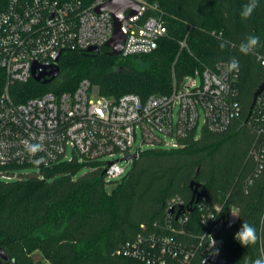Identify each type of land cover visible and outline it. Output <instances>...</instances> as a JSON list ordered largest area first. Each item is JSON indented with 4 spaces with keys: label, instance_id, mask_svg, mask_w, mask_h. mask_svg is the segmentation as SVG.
Wrapping results in <instances>:
<instances>
[{
    "label": "trees",
    "instance_id": "1",
    "mask_svg": "<svg viewBox=\"0 0 264 264\" xmlns=\"http://www.w3.org/2000/svg\"><path fill=\"white\" fill-rule=\"evenodd\" d=\"M150 1L158 3L167 27L152 52L111 56L105 46L99 54L64 50L56 78L17 82L12 97L25 101L50 90L72 91L84 78L107 97L169 93L175 81L235 58L239 114L224 130L189 135L183 147L141 151L118 180L105 178L100 161L65 160L31 172L0 164V246L10 257L0 264H41L36 251L51 264H141L120 250L139 240L148 249L152 237L160 242L169 237L183 252L193 251L189 264L202 263L212 238L215 252L225 259L221 264H252L264 257V133L251 124L258 101L253 105L254 93L264 81V0L248 19L240 15L248 0ZM9 3L0 0V12ZM250 35L260 43L241 54L240 44ZM6 82L0 66V97ZM3 174L17 175L6 179ZM193 180L198 189L191 205ZM109 182L117 185L108 190ZM172 197L182 198L185 207L169 209ZM182 216L187 219L181 221ZM244 221L259 237L247 247L234 238ZM164 257L167 264L178 262Z\"/></svg>",
    "mask_w": 264,
    "mask_h": 264
},
{
    "label": "built area",
    "instance_id": "2",
    "mask_svg": "<svg viewBox=\"0 0 264 264\" xmlns=\"http://www.w3.org/2000/svg\"><path fill=\"white\" fill-rule=\"evenodd\" d=\"M106 1L83 4L81 0H10L8 7L0 12V66L7 78L0 97L1 165L40 169L65 160L100 161L105 178L115 180L126 170V166L120 165L122 157L139 154L145 150V145L149 148L185 146L189 135L199 136L197 127L202 115L203 129L216 131L226 129L239 114L240 103L234 86L238 71L226 70L228 60L218 62L214 68L205 67L202 72L187 75L180 82L175 81L169 93L142 97L127 92L118 97H107L84 78L72 91L50 90L25 101L15 100L10 92L12 85L33 77L34 63L59 64L56 56L59 52L61 56L64 50L91 46L102 49L105 46L113 35V15L109 10L97 12L96 7ZM132 1L140 8L137 14L125 18L122 23L125 38L120 54L123 56L152 52L158 46V39L167 33L157 2ZM129 11L130 8L126 14ZM261 62L264 64V57ZM197 74L201 76L200 83L195 79ZM187 77L191 78L185 84ZM257 98L251 124L264 133V91ZM139 130L142 141L133 151ZM169 136L173 138L169 139ZM23 140L41 143L43 150L30 156ZM69 147L74 151L72 157L68 156ZM118 153L123 156L102 160L104 156ZM41 158L42 162L37 164L35 161ZM126 161L129 163L133 159ZM16 175L3 174L2 177L11 179ZM167 207L174 210L185 205L182 198L172 197ZM185 219L186 216L181 217V221ZM148 245L150 247L144 249L139 240L125 245L120 252L141 264H167L165 255L177 259L176 264H189L193 256V251L185 249L183 252L180 244L169 237L162 242L152 237ZM209 249V254L216 253L214 238Z\"/></svg>",
    "mask_w": 264,
    "mask_h": 264
},
{
    "label": "water",
    "instance_id": "3",
    "mask_svg": "<svg viewBox=\"0 0 264 264\" xmlns=\"http://www.w3.org/2000/svg\"><path fill=\"white\" fill-rule=\"evenodd\" d=\"M130 8L128 14H126V10ZM140 5L132 0H107L104 4L96 7V11L100 12L102 10H109L113 15L114 20V31L111 38L106 42L105 46L109 48L107 54L111 56L119 55L122 51L123 40L125 38V34L122 31V23L125 18L133 16L138 13ZM90 52L101 53L102 49L97 46H91L87 49ZM60 52L56 56V60L59 59ZM61 68L58 63H54L49 66L40 65L38 63H34L32 67V76L36 81L42 83H48L52 79L56 78L60 74ZM264 91V81L257 87L254 93V101L253 105L257 99V97ZM252 105V106H253ZM252 106L250 110H252ZM138 154L133 153L122 157L120 160H130L135 159ZM191 186L193 187V198L189 204H194L197 200V189L198 183L194 180L191 182ZM8 253L5 251L3 247L0 246V260L8 261L9 259ZM225 261L224 258L220 257L218 254H208L204 257L201 264H209L210 262H215L216 264H221Z\"/></svg>",
    "mask_w": 264,
    "mask_h": 264
},
{
    "label": "clouds",
    "instance_id": "4",
    "mask_svg": "<svg viewBox=\"0 0 264 264\" xmlns=\"http://www.w3.org/2000/svg\"><path fill=\"white\" fill-rule=\"evenodd\" d=\"M258 3L259 0H248V2L243 5V8L240 12L241 17L243 19H248L253 14L254 10L258 7ZM259 43L260 40L258 36L250 35L249 37H247L245 42L240 44L239 51L241 54L247 55L250 52H252L259 45ZM238 69H239V61L235 58H233L226 65V70L228 72L238 71ZM22 144L24 145L26 152L30 156H35L37 153L43 150V145L41 143H31L28 140H23ZM35 162L39 164L40 162H42V158L36 160ZM234 238L244 247L256 244L257 240L259 239L256 228L246 221L242 223L239 230L235 233ZM216 254H218V250ZM252 264H264V257L255 259L254 261H252Z\"/></svg>",
    "mask_w": 264,
    "mask_h": 264
},
{
    "label": "rangeland",
    "instance_id": "5",
    "mask_svg": "<svg viewBox=\"0 0 264 264\" xmlns=\"http://www.w3.org/2000/svg\"><path fill=\"white\" fill-rule=\"evenodd\" d=\"M191 77H187L185 80H184V83L187 84L189 82ZM194 78V77H192ZM195 79L198 83L201 82V76L200 74H197L195 76ZM177 111H178V108L175 109V116L177 117ZM203 121H204V115H202L200 117V123L198 124V127H197V134L200 136V134L202 133V130H203ZM169 139H172L173 137L172 136H169L168 137ZM141 141H142V136H141V131L139 130L137 132V139H136V142H135V147L133 148V151H136L137 147L141 144ZM149 146L145 145L144 146V149H148ZM74 155V151L72 149V147H69L68 148V156L69 157H72ZM123 155L121 154H115L114 156H104L102 158V160L106 161V160H112V159H116L118 157H122ZM120 165L121 166H126V170H125V173L121 176H125L126 174H128V172L132 169V166H133V161H129V163L126 161V160H120ZM35 170H39L37 167H24L22 168V172H31V171H35ZM84 171V170H83ZM120 177V178H121ZM118 178V179H120ZM118 179H115V180H118ZM117 185V182H109L107 184V188L108 190H111L114 186ZM35 255V259H37L41 264H51V262L46 259L45 257H43V254L39 251H36L34 253Z\"/></svg>",
    "mask_w": 264,
    "mask_h": 264
},
{
    "label": "crops",
    "instance_id": "6",
    "mask_svg": "<svg viewBox=\"0 0 264 264\" xmlns=\"http://www.w3.org/2000/svg\"><path fill=\"white\" fill-rule=\"evenodd\" d=\"M237 213H236V210H234L233 211V213H232V215H231V217H232V219H234L236 216H234V215H236Z\"/></svg>",
    "mask_w": 264,
    "mask_h": 264
}]
</instances>
